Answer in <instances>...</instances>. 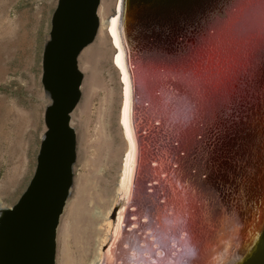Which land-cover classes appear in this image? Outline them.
<instances>
[{"label": "water", "instance_id": "water-1", "mask_svg": "<svg viewBox=\"0 0 264 264\" xmlns=\"http://www.w3.org/2000/svg\"><path fill=\"white\" fill-rule=\"evenodd\" d=\"M99 1L91 0L95 24L75 56L95 37ZM130 1L124 33L134 56L129 63L133 93L146 102L145 77L158 61L171 59L190 78L189 91L171 101L175 116L199 122L206 135L176 131L184 140L169 147L167 130L155 146L151 134H138L145 155L136 164L119 237L108 245L112 264H264V221L259 225L264 215V0ZM144 17L156 26L154 33L139 30ZM77 71L74 105L83 79ZM163 115L156 126L151 123L154 132L165 124ZM200 141L204 152L212 145L224 151L217 183L206 171L187 172L184 179L177 169L179 160L180 170L187 163L182 158L188 144ZM154 149L170 152L174 172L169 176L182 180L184 191L162 192L163 176L150 177V164L164 163L159 157L150 161ZM71 182L52 212L49 196L42 193L23 192L12 206L0 207V264H55L57 227Z\"/></svg>", "mask_w": 264, "mask_h": 264}, {"label": "bare ground", "instance_id": "bare-ground-1", "mask_svg": "<svg viewBox=\"0 0 264 264\" xmlns=\"http://www.w3.org/2000/svg\"><path fill=\"white\" fill-rule=\"evenodd\" d=\"M130 2L100 0L97 8L99 24L95 37L78 53V62L80 68L86 72V80L84 97L73 113L72 124L78 137L77 163L74 169L78 171L80 167L81 172L76 174L74 180L71 176L69 194L59 218L56 233V264H112L108 245L119 237L121 214L125 212L134 181L137 180L136 164L139 165V160L144 159L145 155L144 149L141 150L143 144L141 141L138 143L139 133L151 134L155 146L156 143L159 144L161 131L167 130L169 147L171 144L178 147L184 140L182 137H175L176 131L180 133L190 131V134L195 133V137L206 135L199 122L195 120L187 122L182 117L184 114L175 116L176 107L172 106L171 101L176 99L179 93L189 91L190 78L185 69L174 65L171 59L158 61V65L155 64L153 67L154 72L145 77L143 88L141 87L145 96L141 95L147 98L146 102L149 105L146 102L142 103L139 96L133 93L129 70L131 53L130 49L128 53L127 34L124 33V17L126 18ZM136 13L141 14L140 11ZM113 19L117 20V39L121 44L119 50L112 35ZM150 21L152 20L146 17L141 19L139 30L154 33L156 26ZM118 54L122 57L121 66L124 67V72L115 61ZM125 75L128 77L127 85L124 83ZM95 94L99 95L98 106L92 111L91 105ZM161 113L164 114L165 124L161 128L157 126V132H154L153 127H150L151 123L152 126H156L162 118ZM84 116V120L80 121V117ZM92 123L93 126L90 128ZM194 142L188 144L189 151L184 153L183 149L182 159L187 163L181 170L182 163L177 160L180 175L185 179L187 172L196 176L195 172L206 171L208 176L215 179L214 183H217L219 180L217 177L221 175L223 169L222 147L212 145L204 152L201 141L197 144ZM148 153L150 161L156 162L160 158L164 161L158 162V166L150 164L152 169L151 173L149 172L152 179L156 177L158 179L159 175L163 176L162 180L158 181L162 192L163 189L174 192L178 188L184 191V188H181L182 180L169 176L174 172L172 169L174 165L170 164V152L154 149L152 153ZM207 161L213 163V166L209 168ZM140 174L138 179L142 177ZM262 221L264 215L259 217V225ZM259 225H256V228Z\"/></svg>", "mask_w": 264, "mask_h": 264}, {"label": "rangeland", "instance_id": "rangeland-1", "mask_svg": "<svg viewBox=\"0 0 264 264\" xmlns=\"http://www.w3.org/2000/svg\"><path fill=\"white\" fill-rule=\"evenodd\" d=\"M56 4L57 0H0L2 207L12 206L23 194L37 163L44 131L42 47L49 39L51 18ZM80 70L83 79L78 104L84 97L86 80V72L81 68ZM98 100L99 95L95 94L91 105L92 111L98 106ZM84 118L85 116L80 117L79 120L82 121ZM92 126L93 123L90 128ZM80 172V167L78 171L74 169L73 180ZM56 254L57 243L55 259Z\"/></svg>", "mask_w": 264, "mask_h": 264}, {"label": "flooded vegetation", "instance_id": "flooded-vegetation-1", "mask_svg": "<svg viewBox=\"0 0 264 264\" xmlns=\"http://www.w3.org/2000/svg\"><path fill=\"white\" fill-rule=\"evenodd\" d=\"M53 13L49 39L42 47L44 131L35 170L24 191L27 196L48 195L49 212L72 179L77 162L78 137L72 121L80 68L74 49L95 24L91 0H57Z\"/></svg>", "mask_w": 264, "mask_h": 264}, {"label": "snow or ice", "instance_id": "snow-or-ice-1", "mask_svg": "<svg viewBox=\"0 0 264 264\" xmlns=\"http://www.w3.org/2000/svg\"><path fill=\"white\" fill-rule=\"evenodd\" d=\"M112 25H113L112 35H113V38H114L115 46L119 50L121 48V44H120V42L117 39V30H116L117 20L116 19H113L112 20ZM121 59H122V57H121L120 54H118L116 56V58H115V61H116V63H117L118 66H121ZM121 71L124 72V67L123 66H121ZM124 83H125V85L128 84V77H127V75L124 76ZM127 94H128V90H127V87H126V89H125V96L126 97H127ZM125 107H127V100L125 102ZM126 126L127 125H125V127Z\"/></svg>", "mask_w": 264, "mask_h": 264}]
</instances>
